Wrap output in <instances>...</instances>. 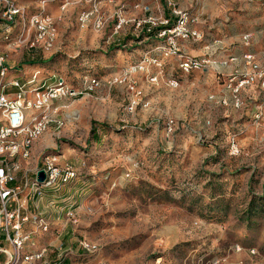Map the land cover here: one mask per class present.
<instances>
[{"label":"rangeland","instance_id":"rangeland-1","mask_svg":"<svg viewBox=\"0 0 264 264\" xmlns=\"http://www.w3.org/2000/svg\"><path fill=\"white\" fill-rule=\"evenodd\" d=\"M11 1L21 13L7 22L0 10V56L7 68L4 82L24 81L25 64L45 62L39 65H45L38 76L42 82L51 84L62 78L68 87L83 92L87 91L84 82L103 75L96 69L99 51L106 55L110 51L103 44L96 46V13L87 25L79 21L80 13L91 12L98 4L106 18L102 27L109 20L115 27L114 12L130 20L141 18L147 6L156 11L153 0ZM156 1L157 10L162 11L161 1ZM174 1L181 10L198 17L192 26L202 32L198 42L202 44L204 31L210 30L206 36L214 44V49L206 47L205 55L184 53L179 47L181 55L205 58L209 63L183 72L180 58L175 56L177 67L172 73L162 71V64L143 63L144 70L131 75L140 94L130 111L126 109L130 94L124 82L125 91L117 94L116 100L119 96L125 99L118 108L104 100L96 108V87L91 96L77 98V104L83 103L82 114L80 118L77 112L71 115L81 129L71 137L84 149L82 127L88 119L96 122V171L83 167L71 182L57 189H41L39 195L21 188L19 198L28 203L20 210V217L26 219L20 221L19 231L27 237L16 264H264V134L254 128L264 129V115L258 122L254 114L247 117L242 108L247 101L240 94L243 88L257 84L264 100V87L260 82L243 84L235 94L228 88L230 75L247 70L245 53L261 63L253 54L259 46H254L249 34L239 37L236 31H216L223 26H249L250 20L240 9L244 0ZM35 15L51 18L52 41H45V36L37 40L31 22ZM116 30L117 34L133 32L136 39L127 38L114 51L132 55L128 67L139 64L144 56L137 57L135 44L142 43L146 35L130 21ZM262 38L264 42V31ZM252 46L255 49L247 48ZM221 47L230 51L222 52ZM235 52L243 53V61L229 73L225 69ZM153 57L161 61L163 56ZM125 70L107 85L119 84ZM150 76H156V81L150 82ZM5 92L13 94L16 88L7 86ZM256 108L261 111L260 106ZM168 119L173 120L170 133L165 130ZM62 124L55 130L63 129ZM124 139L125 145L121 143ZM231 140L237 154L230 153ZM29 169V162L22 163L13 184L31 180L32 172L22 176ZM253 198L257 208L245 220L243 212ZM10 225L7 231L12 236ZM3 226L0 231L5 233ZM7 242L15 253L16 248ZM80 242L92 248L87 250ZM42 248L46 249L42 257L23 258Z\"/></svg>","mask_w":264,"mask_h":264},{"label":"built area","instance_id":"built-area-1","mask_svg":"<svg viewBox=\"0 0 264 264\" xmlns=\"http://www.w3.org/2000/svg\"><path fill=\"white\" fill-rule=\"evenodd\" d=\"M167 5L170 6L172 15L175 20L174 23L168 26V20L164 17L146 14L141 18L126 19L121 12H115L116 24L114 30L119 28L122 24L130 21L135 29H141L146 25V32H151L157 28L156 36L158 38H165V42L155 46L154 50L161 53L163 57L177 56L180 58L179 68L183 72H190L191 70L200 69L209 63L205 58H193L183 56L180 53L178 40L181 41H198L201 39V33L192 28L197 24L198 17L192 15L185 10H181L173 0H166ZM1 16L7 22L13 21L21 13V9L16 6L11 0H0ZM149 7H145L144 11H149ZM96 13L93 27L95 30L102 28L106 18L98 10V4L91 12L82 11L79 15L81 24L87 25L90 16ZM31 22L37 29L38 37L45 36V41H52L54 37V27L49 16H33ZM167 25V26H165ZM165 26V27H163ZM163 27V28H161ZM245 37H248L247 35ZM247 70L244 72H235L228 78V88L235 94L243 84L260 82L264 87V63H258L253 60L250 53L244 55ZM153 64L160 66V60L157 57H143L139 64H135L126 68L118 83L124 82L130 94V99L126 106L128 111L132 110L138 103V95L135 82L131 76L135 71H143L144 65ZM7 71L4 65V60L0 56V228L7 233V239L16 248L15 253L10 257V260L4 264H16L20 258L19 248L27 236H23L19 231L20 221L25 220L26 217H20V210L27 206L28 200L19 198L21 188H27L32 196L39 195L41 189H57L75 178L76 172L71 164L68 162L63 164L57 163V157L53 153H44L42 156V170L44 171V179L42 182L36 180L33 176L31 180H26L22 184H13L15 181V173L20 168L18 158L27 159L29 157V148L32 141L37 138L53 120L50 115V101L61 96H71L81 94L83 91L74 90L68 87L62 78L55 79L54 83L47 85L44 82L38 84V74L35 71L31 76L21 82L17 78L4 82L3 78ZM156 76H150L149 81L155 82ZM113 81H117L114 78ZM174 85V81L169 82ZM234 84V85H233ZM7 86L16 88L13 94H7L5 89ZM96 86V80L91 79L85 86L84 90L91 91ZM236 98V97H235ZM237 102V101H236ZM237 105V103H235ZM261 118L260 110L254 113L256 122ZM56 127L61 126L59 120H54ZM264 125V123H262ZM165 130L170 133L173 130V120L168 119L165 122ZM230 153L237 154L238 148L234 140L230 141ZM36 175V172L34 173ZM68 215L70 212L68 210ZM40 221V220H39ZM11 223L13 231L12 236L7 231V226ZM6 226V227H5ZM5 227V228H4ZM43 229L46 226L43 225ZM81 247L89 250L92 248L86 242H80ZM46 249L42 248L35 254L25 255L24 259H32L33 257H42ZM19 255V256H18ZM12 259V261H11Z\"/></svg>","mask_w":264,"mask_h":264},{"label":"crops","instance_id":"crops-1","mask_svg":"<svg viewBox=\"0 0 264 264\" xmlns=\"http://www.w3.org/2000/svg\"><path fill=\"white\" fill-rule=\"evenodd\" d=\"M152 6L156 11L153 12L152 9L146 12L144 11L142 17L149 13L155 16L163 17L162 11L160 9L157 10L158 4L156 0H153ZM240 9H242L243 10L242 12H244V14H242L243 17L249 19L251 22L249 23L248 27L242 29H239L237 27L235 29V26H223L220 27L219 29L216 28V31L217 33L229 32L232 34L234 33V31H236V34L238 33L239 37L242 34L243 37L249 34L251 36L252 42L255 44L254 46L257 45L259 46L257 50H254L253 54L255 55L256 59L259 62L264 63V42L262 40L263 39L262 33L264 31V0H244L243 4H241ZM108 22L110 23V20ZM109 23L106 26L100 28L99 30H96V46L103 44L104 46H106V51H110L109 55H106L105 52L100 50L99 51L100 54L96 56L97 59L96 69L99 72H101V74L103 75H98V78H96V86H94L91 91H85L82 92L81 94L71 95V96L65 95L52 99L50 101V115L53 117V120L49 123L47 128L37 138H35L32 141L29 148V157L27 159L18 158V161L20 162L19 170L22 167V163L29 162L30 164V169L27 170V173L24 172L22 176H27L28 172H32L33 176H35L34 173L42 168V156L44 153L55 154L57 157L58 164H63L68 162L73 166L77 175L83 171L82 170L83 167H85L86 171H89L91 173L96 171V141H94L92 137L91 140H88V135L90 134L92 129L91 120L88 119L87 122H85L82 127L84 131L82 137L85 138L84 149H83L82 148L83 145L81 143L75 142V140L71 137L73 136V134H75V131L77 129H81V125H79L80 123L78 122L75 123L74 121H76L75 120L76 118H73L71 114L77 112L80 118L82 114L81 105L83 103L79 102V104H77L76 101L79 100L77 98L78 97L81 98L83 96H88V95L91 96L90 92L94 91L95 87H96V108H98L101 105L102 100H104L105 103L107 102V105L118 108L121 105L120 101L125 99V98L120 99L119 96V101L116 100V97H118L117 94L122 95L124 93L125 84L109 83L107 85V82L119 76L118 74L121 73L123 69H126L129 66V64L132 63L133 61L132 55H127L126 53L120 54L114 50L117 48L118 45L123 46L125 41H127V38H132V39H136V38H134L133 32H129V31L123 32L121 34H117V30H114L113 29L114 26H111V24L109 25ZM145 27L146 25L143 26L140 30V32L144 35H146ZM198 31L202 34L201 30ZM204 32L205 33L203 39L205 41L202 42V44L198 41L194 43H189L186 41L178 40V45L181 48V50L184 53H188L192 55L198 53L205 55L208 53V51L206 50L207 46L214 49V44L209 42L208 41L209 36H206L207 33L210 32V30L208 31L205 30ZM164 40L165 38L157 37V39H154L152 38V36L146 35V37H144V39L142 40V43L140 41L136 42V44L134 43L135 45H138L136 46L137 49L135 51V54L137 55V57H142V56L153 57L155 55L162 57L161 56L162 54L155 51L154 47L165 42ZM199 43L202 47L201 46L199 47ZM222 45L225 46L226 44L222 43ZM217 46H219V44ZM247 48L255 49V47L253 48V46ZM221 50L222 52L226 50L230 51L228 47L227 48L225 47V49L221 47ZM235 54H236L235 56L233 55L230 57L233 58L232 60L233 62H230L225 69V71L229 73L231 71L232 66L239 64L240 60L243 61L241 56L243 53L241 54L235 52ZM160 64H162L161 66L162 71L166 69L167 71L170 70L171 72L175 70V68L177 67V62L174 58H172V56H169V58L162 57ZM25 65L27 67L23 68L21 75L25 76L26 80L35 71L39 72V74L44 72L43 66H39L40 65L39 63H31ZM155 68H153L154 70L152 71H155ZM116 71L118 73H116ZM191 71H195V70H191ZM202 72L207 73L208 70L202 69ZM152 74L153 73H150L149 75ZM37 80H38V84L42 82V80L39 78ZM64 82L66 84L65 80ZM51 84H47V85H51ZM86 85L87 82L86 84L84 82L83 89L85 88ZM100 94H102L103 96H100ZM240 94L242 100L247 101V103L243 104L242 106L243 111L247 117L248 116L251 117L255 112H258L256 108L257 106L261 107L260 112L261 114L263 113L264 115V110H262L264 109L263 95L260 87L257 84L243 88L240 91ZM216 98H218L219 100L221 99L219 95L216 96ZM244 105H246L245 110H244ZM54 120H59L60 122H62L63 124L62 123L61 124L64 126V128L56 131L55 129L57 127ZM254 128L256 129V132L264 134V129H261L260 126L257 127L254 126ZM123 141L124 142L121 143L125 145L126 144L125 139ZM18 171L16 173H18ZM0 230L2 229L0 228ZM9 246L10 244L7 242V233L6 232L2 233L0 231V264H4L5 262H7L8 259L14 254Z\"/></svg>","mask_w":264,"mask_h":264},{"label":"trees","instance_id":"trees-1","mask_svg":"<svg viewBox=\"0 0 264 264\" xmlns=\"http://www.w3.org/2000/svg\"><path fill=\"white\" fill-rule=\"evenodd\" d=\"M160 1L162 3V13H163L162 16L168 20V24L167 25L170 26V25H172L174 23L175 18L172 15L170 6L167 5V1L166 0H160ZM173 2L175 3L174 0H173ZM167 25H165V26H167ZM165 26H163V27H165ZM163 27H161V28H163ZM156 33H157V28L153 29L151 32H148V33L146 32V35L152 36V38L157 39ZM31 63H37V62H30V63H27V64H31ZM38 63L40 64V63H45V62H38ZM42 66H45V65H42ZM91 125H92V129H91V132H90V136L93 138L94 141H96V145H97L98 142H97V138L95 136L96 131H95V129H93V126L96 125V122L91 121ZM75 177H76V175H75ZM10 185H13V182H11ZM255 201H256L255 198H253L251 200V202L249 203V205H247V208L243 212V219L248 220L249 219V214L251 212H253V209L255 210L257 208V203H255ZM63 262H64V260H63ZM60 263L61 262L59 261L57 264H60Z\"/></svg>","mask_w":264,"mask_h":264},{"label":"water","instance_id":"water-1","mask_svg":"<svg viewBox=\"0 0 264 264\" xmlns=\"http://www.w3.org/2000/svg\"><path fill=\"white\" fill-rule=\"evenodd\" d=\"M35 176H36V180H37L38 182H42L43 179H44V171H43L42 169L37 170Z\"/></svg>","mask_w":264,"mask_h":264}]
</instances>
